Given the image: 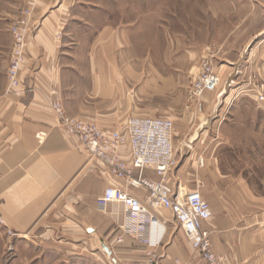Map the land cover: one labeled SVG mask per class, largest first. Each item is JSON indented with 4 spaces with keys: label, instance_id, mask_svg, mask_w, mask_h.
Segmentation results:
<instances>
[{
    "label": "crops",
    "instance_id": "1",
    "mask_svg": "<svg viewBox=\"0 0 264 264\" xmlns=\"http://www.w3.org/2000/svg\"><path fill=\"white\" fill-rule=\"evenodd\" d=\"M79 1L41 0L34 11L36 25L21 72L31 88L26 92L9 88L13 39L10 32L0 34V214L6 222L0 226L13 246L6 255L14 252L16 239L32 238L87 258L83 264H154L149 252L158 257L156 264H206L168 210H153L160 222L149 224L142 238L126 234L122 225L135 224L122 206L98 204L106 187L125 181L90 160L50 108V100L60 99L70 116L108 130L146 110L139 106L146 92L136 87L145 76L138 64L153 62V56H138L134 41L114 38L115 26L105 22L94 39L66 43L64 35L80 31L68 26ZM208 4L215 18L234 15L237 20L227 35L209 44L226 48L217 68L218 89L205 94L204 104L190 107L182 122L174 121L179 164L170 182L191 189L202 183L212 208L205 228L224 264H264V105L256 103L247 84L252 72L264 79V0ZM193 52L197 56L200 50ZM228 105L234 117H225ZM239 124L244 150L237 152L230 148L236 142L230 133ZM40 132H45L42 139ZM144 174L155 177L151 169ZM132 193L142 197L145 190Z\"/></svg>",
    "mask_w": 264,
    "mask_h": 264
},
{
    "label": "rangeland",
    "instance_id": "2",
    "mask_svg": "<svg viewBox=\"0 0 264 264\" xmlns=\"http://www.w3.org/2000/svg\"><path fill=\"white\" fill-rule=\"evenodd\" d=\"M27 3L28 0L25 4L24 0H0L1 36L10 32L11 24ZM72 15L68 26L80 28V31L75 35H64L66 43L94 39L105 22L115 26L114 38L134 41L132 49L138 56L152 55L153 62L142 59L143 62L138 64L145 76L137 79L136 87H144L146 92V100L139 106L146 110L139 111L137 115L169 117L179 122L190 114V107L206 101L205 95L195 98L191 94L192 82L200 69L202 51L209 47L211 41H220L227 35L237 20L234 15L215 18L210 13L208 0H80ZM198 48L200 52L195 56L193 51ZM212 49H216L219 60L223 62L226 48L218 45ZM250 76L248 89L256 96V89L264 84V79L257 72ZM217 102L220 105L222 101L219 99ZM256 103L264 105L257 100ZM231 111V105H228L227 115L223 116L234 117ZM213 118L219 119L216 115ZM231 130L230 134L236 139L230 146L231 150H244L240 142L243 126L234 125ZM229 160L240 164L236 157ZM14 246V252L7 256V249L10 251L13 246L7 245L6 232L0 226V264L87 262V258L72 257L54 245H44L32 238L16 239Z\"/></svg>",
    "mask_w": 264,
    "mask_h": 264
},
{
    "label": "built area",
    "instance_id": "3",
    "mask_svg": "<svg viewBox=\"0 0 264 264\" xmlns=\"http://www.w3.org/2000/svg\"><path fill=\"white\" fill-rule=\"evenodd\" d=\"M40 1L28 0L10 26L13 46L7 80L9 88L19 92L31 89L24 85L21 72L28 62V38L35 29L34 11ZM216 53V49L210 47L201 53L200 69L191 85V94L195 98L216 91L220 85L221 77L217 68L221 61ZM255 98L264 104V84L256 89ZM49 104L60 126L78 138L90 160L104 165L113 176L125 181L123 186L106 187L103 195L98 198V204L104 209L111 203L122 206L125 218L135 224L134 227L122 225L126 234L142 238L149 224L160 222L153 210H168L206 264H224L225 258L213 248L211 231L205 228V223L212 218V208L201 192L202 183L196 189H191L187 185H174L170 182V175L179 164L173 141V119L136 115L128 118L125 126L108 130L94 122L70 116L60 99H52ZM44 136L45 132L38 134L39 139ZM126 147L129 148L127 153ZM146 169L153 170L155 177L145 175ZM132 189L145 190V194L142 197L136 196ZM0 225L6 226L1 214ZM8 234L15 235L12 230ZM118 241L122 242L123 236ZM149 254L156 264L158 257L152 252Z\"/></svg>",
    "mask_w": 264,
    "mask_h": 264
}]
</instances>
